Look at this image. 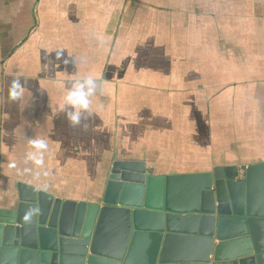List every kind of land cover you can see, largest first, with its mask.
Segmentation results:
<instances>
[{
  "label": "crops",
  "instance_id": "0c3cea01",
  "mask_svg": "<svg viewBox=\"0 0 264 264\" xmlns=\"http://www.w3.org/2000/svg\"><path fill=\"white\" fill-rule=\"evenodd\" d=\"M87 75L103 90L73 128L63 98ZM35 137L48 175L14 174ZM115 161L163 175L264 163V0H0V209L19 182L94 199Z\"/></svg>",
  "mask_w": 264,
  "mask_h": 264
},
{
  "label": "water",
  "instance_id": "95a60500",
  "mask_svg": "<svg viewBox=\"0 0 264 264\" xmlns=\"http://www.w3.org/2000/svg\"><path fill=\"white\" fill-rule=\"evenodd\" d=\"M0 264H264V163L163 175L115 161L88 201L19 182L0 209Z\"/></svg>",
  "mask_w": 264,
  "mask_h": 264
},
{
  "label": "clouds",
  "instance_id": "9594fccd",
  "mask_svg": "<svg viewBox=\"0 0 264 264\" xmlns=\"http://www.w3.org/2000/svg\"><path fill=\"white\" fill-rule=\"evenodd\" d=\"M99 81V83H98ZM103 81L99 76L87 75L79 79L73 80L71 86L63 98L62 110H65L67 120L73 128L81 126V122L92 115L91 97H93L97 89L103 90ZM26 95V89L21 85L20 80L14 79L8 88L7 98L9 101H23ZM87 113V116L84 115ZM85 127H87L85 125ZM28 151L23 158V167L17 160L8 162V168L14 174L23 175L30 174L34 178L46 177L48 170L46 168V154L49 150V144L45 138L35 137L27 141ZM42 187H46L43 185ZM39 209L28 207L22 217L25 223H30L38 214Z\"/></svg>",
  "mask_w": 264,
  "mask_h": 264
},
{
  "label": "built area",
  "instance_id": "2783aa9c",
  "mask_svg": "<svg viewBox=\"0 0 264 264\" xmlns=\"http://www.w3.org/2000/svg\"><path fill=\"white\" fill-rule=\"evenodd\" d=\"M242 171V170H241ZM241 171H239V172H241Z\"/></svg>",
  "mask_w": 264,
  "mask_h": 264
}]
</instances>
